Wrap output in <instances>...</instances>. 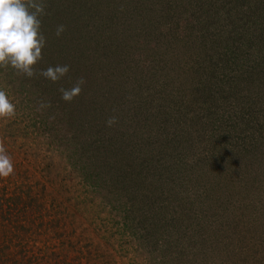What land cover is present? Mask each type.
Segmentation results:
<instances>
[{
	"label": "rangeland",
	"instance_id": "obj_1",
	"mask_svg": "<svg viewBox=\"0 0 264 264\" xmlns=\"http://www.w3.org/2000/svg\"><path fill=\"white\" fill-rule=\"evenodd\" d=\"M44 2L36 75L0 66V199L18 206L0 248L30 234L62 264L43 243L56 225L38 228L62 214L98 245L83 264H264V0Z\"/></svg>",
	"mask_w": 264,
	"mask_h": 264
},
{
	"label": "clouds",
	"instance_id": "obj_2",
	"mask_svg": "<svg viewBox=\"0 0 264 264\" xmlns=\"http://www.w3.org/2000/svg\"><path fill=\"white\" fill-rule=\"evenodd\" d=\"M45 13L44 0H0V66H10L28 78L36 75L34 65L42 59V49L46 38L40 31V17ZM65 31L64 25H58L56 36ZM69 72L68 65H57L42 70L39 75L56 83ZM86 81L81 78L71 88H61V99L71 102L82 91ZM47 107L41 104V108ZM15 114V105L7 92L0 89V118ZM107 126L116 123L110 118ZM14 173V164L6 149L0 145V177H9Z\"/></svg>",
	"mask_w": 264,
	"mask_h": 264
},
{
	"label": "trees",
	"instance_id": "obj_3",
	"mask_svg": "<svg viewBox=\"0 0 264 264\" xmlns=\"http://www.w3.org/2000/svg\"><path fill=\"white\" fill-rule=\"evenodd\" d=\"M9 183L11 184V182ZM7 190L8 189L6 188L5 191ZM14 199L3 198L2 201L0 199V218L10 224H12L14 220L13 213L15 214L18 213V212H13L14 209H17L18 207L15 204L16 202L14 201ZM51 202L54 201L51 200ZM23 208L19 209L22 210L21 213L28 211V209L24 208L25 210H23ZM50 212L52 214L53 210H50ZM31 215L32 214H30V212L27 214L24 213L25 217H29ZM60 215L61 216H57L54 218H44V215L41 217L40 214L39 227H38L40 231L44 230L46 233H48L49 232L48 229L50 228L51 225H56V229H57L53 235H49V237H46V240H44L43 243L44 245L47 246L46 248L55 249V252L61 249L60 251H62L63 253V259H61L60 261L63 260L62 264H83V260L85 257L87 256H89V258L92 257L90 252H96V250L99 251L98 245L96 243L90 242L89 240H91V238L89 239L86 238L84 246L81 243V248H79L78 241L81 240V242H83V239H85L86 236L81 234L83 232L82 230H80L79 232L80 234L77 233L75 227L76 224L72 222L71 219H69V221H66V219L62 216V214ZM48 217H50V215ZM257 221L258 220L254 221V223H257ZM1 229L4 228H0V231L2 233L1 237H3L5 232L4 230ZM64 232H67L66 240L63 238ZM78 237H81L80 240ZM12 239L13 237H9L8 245L6 242L4 244V247L0 248V264H41L40 260L38 258L36 260V256H34L33 252L31 251V245L29 243V240L32 239V235L27 234V236L24 238H20L18 235L14 241H12ZM67 249H69L70 251ZM67 254L70 255L66 260Z\"/></svg>",
	"mask_w": 264,
	"mask_h": 264
}]
</instances>
